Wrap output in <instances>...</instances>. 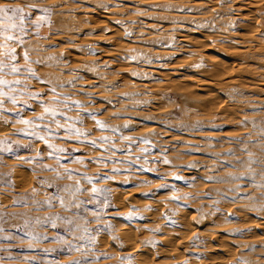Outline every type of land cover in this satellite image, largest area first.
<instances>
[{"label": "rangeland", "instance_id": "374dc122", "mask_svg": "<svg viewBox=\"0 0 264 264\" xmlns=\"http://www.w3.org/2000/svg\"><path fill=\"white\" fill-rule=\"evenodd\" d=\"M0 7L24 8L15 21L23 31L7 33L18 39L0 34L7 45L0 60L22 71L5 68L0 78L21 80L15 93L25 84L47 91L23 71L30 66L41 80L64 82L57 91L70 104L81 102L57 106L68 123L94 114L107 125L76 122L97 146L61 131L50 143L69 152L49 156L43 142L14 134L25 127L18 120L0 124V139L32 146L0 153V264H264V0H0ZM9 48L17 60L4 55ZM0 99L6 119L24 107ZM25 111L33 119L42 109ZM65 168L77 170L71 179ZM85 174L113 179L90 185ZM92 186L105 191L93 195ZM57 194L79 207L60 206ZM50 198L55 207L42 206ZM55 216L70 218L85 240L67 234L64 219L56 228L36 223ZM58 235L81 252L69 256Z\"/></svg>", "mask_w": 264, "mask_h": 264}, {"label": "snow or ice", "instance_id": "6c2138e0", "mask_svg": "<svg viewBox=\"0 0 264 264\" xmlns=\"http://www.w3.org/2000/svg\"><path fill=\"white\" fill-rule=\"evenodd\" d=\"M28 8L30 9H35L36 5L29 3L27 5ZM45 12H47V9H44ZM31 13H29L30 15ZM24 19V8L23 7H16V8H8V7H0V34H4L6 40H14L18 39L17 37H14L12 35H7L8 31L16 29L17 27L21 28V31H23L22 24L18 25L15 23V21L20 20L23 21ZM7 21L5 24L4 22ZM39 26V25H38ZM19 42L21 44L24 43L23 39L20 38ZM7 47V45H0V48ZM94 51V50H92ZM4 55L10 60V61H15L17 60V53L14 48H9L7 52L4 53ZM26 62L29 61L31 58L29 57L27 52L23 53L22 57ZM49 59H52V57H49ZM35 63H42L41 61H35ZM5 68H8L11 73L14 74H20L22 69L18 67L15 63H5L4 60H0V72H3ZM23 71L27 72L30 74L32 77L37 78L38 81L44 83L45 85H48L47 91H29L27 84H25L24 89L21 90L20 93H15V90L12 88V85L16 84H21L23 83L21 80L17 79L14 81H8L6 79L0 78V97H7V100L10 101L12 104H23L24 107H22L19 111H17L16 116L14 119L9 120L5 118V112L9 111L5 109V100L0 99V124L5 125L10 127L12 123L18 122L25 125L24 128L16 130L14 133L15 135H22V136H28V137H33L36 141L43 142L44 145H46L47 149H50L51 151L48 152L49 156H52L54 154L58 153H68L69 150L65 148H60L56 144L50 143L49 138L53 135L59 136L61 131L67 134V139H72L73 136L81 142H88L90 145L95 148L97 146V141L96 140H91L87 141V137L90 135V133L82 131L79 127L76 126V122L82 123L84 119H91L95 121L96 125L98 128L103 129L106 128L107 125L105 124L104 121L97 120L96 116L94 114H89L87 117H78L76 118V121L73 123H68V121H73L72 117H68L66 115V112L61 111L59 107L57 106H62L64 109H69L71 110L73 106H81V102L78 100H74L69 103V98L64 97L60 92L57 91L58 88L64 86V82L61 83H53L50 80H41L37 76L36 71L31 68L30 66H27L23 69ZM83 77H80L82 79ZM67 83H72L71 81ZM3 86H8L9 91L5 92L3 91ZM27 95L28 99L27 100H21L19 97L21 95ZM49 94H51V98L49 99ZM126 95V94H125ZM31 101L32 103H30ZM109 104L112 103V101H108ZM35 105V107H33ZM25 108H32V110L35 112L36 108L42 109V111L35 115L33 119H28L26 118L27 113L25 111ZM57 117H60L63 119L65 122L62 123L61 119H58ZM53 125H55V128H53ZM127 127V125H125ZM101 140H110V137H101ZM124 139L131 141L132 137H124ZM15 144V148H13V145ZM21 148L29 149L31 150L32 146L29 144H19L16 141H12L9 138H4L0 139V153H11L14 151H19ZM72 151H79L78 149H73ZM38 156L43 155V150L41 153L37 154ZM17 159H20V157H16ZM57 164H60V159L61 157L57 156ZM71 160L74 163H85L84 160L79 159L77 157H70ZM101 160L103 158H100ZM24 162H30V161H24ZM96 163H100V160H96ZM0 163H3V160H0ZM129 163H132V161H129ZM164 163H169L168 161H164ZM262 167H264V161L259 162ZM63 167V165H61ZM45 167H51L48 165H45ZM55 171V169H52ZM77 170L75 169H67L65 168V173L67 174V177L69 179L72 178L73 173H75ZM114 172H119L121 171L120 169H113ZM146 171L153 172L155 169H147ZM104 176V174H99L96 177H89L86 174L84 175L83 179L88 182V184H92L93 179L95 180H100L101 177ZM104 178L108 180H112L113 176L112 175H106ZM162 179H167L166 177H162ZM175 179L181 180L183 177L181 176H176ZM206 179H211V177H208ZM143 183H148L147 181H144ZM80 181L75 182V191H80ZM139 186V183L137 184ZM170 187L169 184L165 183L160 186V188L163 189H168ZM261 187H264V185H261ZM65 190H68L67 188ZM160 189H156L155 191H159ZM91 191L93 195H95L98 192H103L105 190L103 189H98L95 186H92ZM107 191H111L108 189ZM143 195L148 196V193H143ZM55 199L58 201L59 205L64 207V208H75L79 207V205H69L65 203V200L62 196H57ZM171 199L174 202H178L182 197L179 196H172ZM108 200V197H105V201ZM90 202V201H89ZM19 203V201H17ZM47 205L49 207H55V204L53 203V199L50 198L48 200H45L42 202V206ZM110 206L105 203L101 204V207H106ZM99 219V216L96 217ZM60 219H64L66 224L69 227L65 228V232L69 235H72L75 239L79 240H85V236H80V237H75L73 229L79 228L78 225L74 224L73 221L68 218V217H60V216H55V217H48L46 220H41L40 218H36V223H44L50 225L52 228L57 227V221ZM127 219L131 220L132 216L129 215ZM0 220H2V217H0ZM199 223V221H197ZM108 228H111L112 225H107ZM3 229H0L2 231ZM87 229H85V232ZM28 236H32L33 239H47L46 236H37L34 235L32 232H27L25 233ZM8 239H11V237H8ZM60 244L63 245L64 250L68 253L69 256H72L76 252H81V246L79 244L73 243V240L71 239H66L61 236H57L55 238ZM95 242V237L90 236L87 237V243H94ZM150 243V242H148ZM45 252H52L56 251V249H44ZM69 264H85V262L80 259H71L69 261Z\"/></svg>", "mask_w": 264, "mask_h": 264}, {"label": "clouds", "instance_id": "9594fccd", "mask_svg": "<svg viewBox=\"0 0 264 264\" xmlns=\"http://www.w3.org/2000/svg\"><path fill=\"white\" fill-rule=\"evenodd\" d=\"M161 186V185H160Z\"/></svg>", "mask_w": 264, "mask_h": 264}]
</instances>
